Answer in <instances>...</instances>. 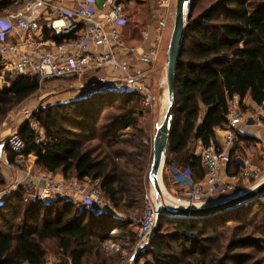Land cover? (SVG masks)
<instances>
[{"label": "trees", "instance_id": "1", "mask_svg": "<svg viewBox=\"0 0 264 264\" xmlns=\"http://www.w3.org/2000/svg\"><path fill=\"white\" fill-rule=\"evenodd\" d=\"M200 1H192L177 63L174 115L164 167L165 175L173 162L181 169L189 167L196 180L203 179L206 170L201 156L194 153L195 145L216 141L215 129L227 121L229 99L238 95L242 105L249 95L258 105L264 104V0H210V5L195 16ZM22 2L0 0V14ZM40 87L37 78L13 74L10 84L0 89V122ZM142 98L135 90L96 92L40 108L36 116L44 135H38L29 122L22 125L17 131L25 143L22 155H34L35 166L45 172L100 179L104 198L117 212L129 215L140 211L142 203L145 208L149 179ZM250 140H246L247 145H253ZM92 141L102 145L91 149L87 145ZM6 152L12 163L16 153L9 147ZM5 182L1 168L0 187ZM75 204L66 197L30 201L24 189L2 200L0 264H43L45 244L51 240L69 254L73 264H84L94 247H98L95 254L100 257V245L111 231L136 242L138 233L130 229L129 219L89 209L78 211ZM258 204H264V193L204 217L161 216L149 247L142 253L150 256L144 264H264V223L249 221ZM235 223L239 231L228 235V228ZM246 245L251 246V253H237ZM259 254L262 259L252 262ZM108 262L104 259L102 264Z\"/></svg>", "mask_w": 264, "mask_h": 264}, {"label": "built area", "instance_id": "2", "mask_svg": "<svg viewBox=\"0 0 264 264\" xmlns=\"http://www.w3.org/2000/svg\"><path fill=\"white\" fill-rule=\"evenodd\" d=\"M172 2L158 0L165 9L172 7ZM36 9L42 11L32 14ZM2 15L0 77L4 84H10L12 74H25L37 78L40 85L74 79L82 83L85 79L83 96L96 92L135 90L143 95L142 110L146 119V111L153 107L157 97L132 60L153 64L158 59L159 50L156 46L126 45L122 39V28L126 24L127 13L121 0H105L101 9L96 0H23ZM166 25V19L161 18L159 26L164 28ZM55 37L62 40L58 42ZM122 54L130 59H123ZM2 65L5 70L1 69ZM103 70L109 73L99 74ZM228 102L227 121L220 129L223 140L208 146L202 144L200 156L206 170L204 178L194 179L189 167L181 169L175 162L168 167L173 180L172 188L177 187L184 192L183 199L174 197L173 204L198 205L207 187L214 195L235 193L238 185L252 187L264 178V170L253 167L234 151L239 139V123L245 120V116L238 95ZM0 145H7L16 153L9 167L26 161L27 158L22 155L25 143L17 131L2 139ZM249 149L253 150L252 153L257 152L254 145H250ZM4 153L7 154L6 150ZM232 161L239 164V171L222 181L221 172ZM28 184L29 189L38 191L43 201L72 197L81 210L110 212V206L102 195L100 179H70L57 172H41ZM159 216L156 200L146 193L145 208L138 226L137 246L141 249L149 244Z\"/></svg>", "mask_w": 264, "mask_h": 264}, {"label": "rangeland", "instance_id": "3", "mask_svg": "<svg viewBox=\"0 0 264 264\" xmlns=\"http://www.w3.org/2000/svg\"><path fill=\"white\" fill-rule=\"evenodd\" d=\"M173 9L176 7V1L174 3ZM210 5V0H201L195 10L194 15H198L202 10L206 9ZM175 16V12H174ZM175 20V19H174ZM129 24V19L127 18L126 24L123 28V39L126 40L127 34V26ZM170 42V39H169ZM168 45H165L162 48V52L160 53L159 61L157 62V73L159 74V78L161 81H165L166 79V66H167V50ZM155 65V66H156ZM156 75V74H155ZM165 77V79H164ZM85 81V79H83ZM84 81L81 83L77 80H62L58 81L56 84L48 85V84H42L41 88L32 96H30L27 100L24 102L14 106L8 113L3 117V119L0 122V141L4 138H6L9 134L18 131V129L24 125L25 123H33L31 127L38 133V135L43 136L44 131L42 126L37 121L36 113L40 108L47 107V106H54L58 103H67L73 99L81 98L83 97V87H85ZM157 99L154 102V105L152 108L148 109L146 111V119L142 118L141 123L145 128V135L146 139L144 140V143L148 146V157H147V165H146V172L149 173L150 165L152 161V154H153V141L154 136L156 133L157 126L160 125L165 117V114L169 107L168 102V95H167V83L160 85L155 92L153 93ZM142 106V103H141ZM33 113L35 116H33ZM105 113V112H104ZM99 145H102L99 141H92L87 146L91 149H96ZM250 146V145H249ZM7 145L3 146L0 145V156L3 155L5 159L0 158V166H3L5 164L9 165L11 164L7 159V154L4 153V151L7 149ZM103 148V147H102ZM250 152H252V149H249ZM26 161L23 163H19L18 166L14 165L12 166V170H17V172L20 170H25L27 165L31 164V162H28V159H32V155L29 157H26ZM35 167L34 173L31 174V178L33 179L34 176L37 174H40L42 172L41 169L38 167ZM165 167V165H164ZM1 169V168H0ZM60 173V172H57ZM148 176V174H147ZM171 177V176H170ZM168 178L167 175L164 173V168L162 170V183H163V189L162 194L164 196V201H167L168 203H174V197L183 199L184 195L183 193L176 191V189L172 188L173 180L172 178ZM31 180V179H30ZM14 182L13 185L9 183L8 177L5 176V185L0 187V202L2 200L7 199L8 197L18 193V190L24 189L26 193V199H30L32 201L33 199L39 198V193L35 189H29L30 186L28 182ZM149 180V179H148ZM146 182L145 186V193H148L153 199H157V194L154 191L153 186L151 185L150 181ZM20 185V186H19ZM103 195V193H102ZM104 197V195H103ZM72 201L75 202V198H70ZM41 199V198H40ZM108 205L111 209H113L110 202L105 199ZM199 201V200H198ZM252 203L251 205H253ZM76 205V204H75ZM76 210L81 211L76 205ZM114 210V209H113ZM116 211V210H115ZM144 211V204L142 203V209L140 211H133L132 213H129L124 219H129L132 224H130V229H133L134 231H137L138 233V226L139 221L141 219V216ZM252 214L250 216V222H253L254 225H259L264 223V204H258L254 206L252 209ZM112 213V211L110 210ZM110 212H101L110 214ZM234 226L228 228V235H235L239 231V224L235 223ZM115 231H111V236L106 239L104 243H101L99 252L101 254L100 257H97L95 254V251H97L98 247H94L92 250V253L84 258V264H102L104 259H109V264H144L145 260L149 259L150 256L142 255L143 251L145 252L147 248L149 247L147 245L146 248L141 249L137 246L139 237L137 236L136 242L132 243L129 241V238L126 237L125 234L116 233ZM251 235V234H247ZM45 248L47 251V255L44 258L43 264H73L72 258L69 256V254L65 253L62 249H60L57 246L56 241H48L45 244ZM251 246H245L244 248L238 249L237 253L241 252L248 254L251 253ZM142 255V256H141ZM262 259V254H259L256 258H254L253 261H260ZM264 259V258H263ZM234 263V262H229Z\"/></svg>", "mask_w": 264, "mask_h": 264}, {"label": "crops", "instance_id": "4", "mask_svg": "<svg viewBox=\"0 0 264 264\" xmlns=\"http://www.w3.org/2000/svg\"><path fill=\"white\" fill-rule=\"evenodd\" d=\"M121 1L126 8L127 18L129 19V24L126 27L128 34L126 36V40L123 39V34H122V39L125 41L126 45L129 46L142 45L145 48H151L153 46H156L159 50L158 59L153 64H145V63H140L139 61L132 60L133 63H136V66L139 68V70L143 72L147 84L150 87V90L154 93L155 90L158 87H160V85L166 82L165 77H164L165 81L164 80L161 81V79L159 78L160 76L157 73L156 67L158 65L157 62L161 57L160 53L162 52V48L165 45H168L169 39L171 38V34L174 26V19H175L174 16L175 9H173V7L175 6L174 3L176 0H172L173 1L172 7L166 9L162 8L159 5L158 0H121ZM41 11L42 9H36L32 14L37 15ZM29 15H31V13H29ZM0 16H4V15L0 14ZM161 18H164L167 21V25L164 28L159 26V21ZM123 28H122V33H123ZM122 58L126 60L130 59L128 55H124V54H122ZM1 69L5 70V66L2 65ZM106 73H109V71L103 70L99 72V74H106ZM4 85L5 84L3 78L0 77V89H2ZM240 105H241V101H240ZM241 109L244 113L245 120L239 123V139H238L239 145L236 143L235 146L236 150L234 149V151L241 154L242 158L247 162H249L253 167L264 170V104L258 105L248 95L243 99ZM221 128L222 127H218L215 129L216 142H221L223 140L222 132L220 130ZM249 137L252 140H250ZM248 139L250 140L248 142H253V145L257 149L256 153L254 152L252 153L249 151V145L246 144V140ZM201 151H202V143L201 141H198L195 145L194 153L195 155L200 156ZM32 157L33 160L28 159V162L30 161L31 164L27 165L25 170H21V171L19 170L18 172L17 170H12V168L9 167L7 164L0 166L2 168L4 175L8 177L10 184L13 185L14 182L16 183L26 182L31 179V174L34 173L35 171L34 166L36 162V157L34 155H32ZM0 158L5 159L3 155L0 156ZM237 170L239 171V164L237 162L236 164L230 163L226 165L223 171L221 172V177H220L221 180L224 181L228 179V177L231 174L235 173ZM42 172L48 173L45 171ZM59 174L63 175L61 172ZM167 175L169 178L170 175L168 171H167ZM67 178L70 179L76 178V176L72 175L71 177H67ZM171 185L173 186V184ZM246 188H250V185H238L237 191ZM174 189H176V191L184 193L183 190L180 188L175 187ZM232 194L234 193H224L214 196V194L211 193V189L207 187L206 194L201 198H199L200 203L198 205H202L211 200L221 199ZM112 208L114 209V207ZM113 209L110 208L112 214H114L115 216L123 217V218L127 216L120 214L119 212L115 211V209L114 210Z\"/></svg>", "mask_w": 264, "mask_h": 264}, {"label": "water", "instance_id": "5", "mask_svg": "<svg viewBox=\"0 0 264 264\" xmlns=\"http://www.w3.org/2000/svg\"><path fill=\"white\" fill-rule=\"evenodd\" d=\"M193 0H176L174 26L167 50L166 83L169 107L163 122L157 126L153 141V154L148 173L151 185L157 194L156 204L159 210V218L163 215L177 217H204L215 213L232 209L238 205L245 204L264 193V178L250 188L242 189L227 197L211 200L202 205H170L164 201L162 194V170L165 165V156L168 149L171 121L174 115L176 98V68L183 45L186 30V22L190 16ZM101 9L105 0H96ZM159 223V221H158ZM155 227L153 235L156 233Z\"/></svg>", "mask_w": 264, "mask_h": 264}, {"label": "bare ground", "instance_id": "6", "mask_svg": "<svg viewBox=\"0 0 264 264\" xmlns=\"http://www.w3.org/2000/svg\"><path fill=\"white\" fill-rule=\"evenodd\" d=\"M161 186H162V189H163L164 186H163V183L162 182H161Z\"/></svg>", "mask_w": 264, "mask_h": 264}]
</instances>
